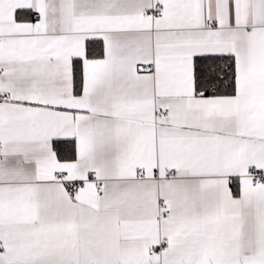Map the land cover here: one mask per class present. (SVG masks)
Instances as JSON below:
<instances>
[{
  "label": "snow or ice",
  "instance_id": "obj_1",
  "mask_svg": "<svg viewBox=\"0 0 264 264\" xmlns=\"http://www.w3.org/2000/svg\"><path fill=\"white\" fill-rule=\"evenodd\" d=\"M0 264H264V0H0Z\"/></svg>",
  "mask_w": 264,
  "mask_h": 264
}]
</instances>
